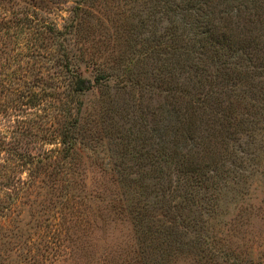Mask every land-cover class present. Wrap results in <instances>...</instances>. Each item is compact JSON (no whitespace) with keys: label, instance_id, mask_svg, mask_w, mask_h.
Masks as SVG:
<instances>
[{"label":"trees","instance_id":"16d2710c","mask_svg":"<svg viewBox=\"0 0 264 264\" xmlns=\"http://www.w3.org/2000/svg\"><path fill=\"white\" fill-rule=\"evenodd\" d=\"M152 8L165 23L170 56L165 58L166 102L158 101L151 109L156 119L145 138L147 147L136 149L128 159L123 153L117 161L98 163L106 167L114 186L95 194L87 191L86 150L99 132L87 127L91 111L84 97L110 93V84L101 81L104 67L98 75L85 76L71 51L66 63L70 104L64 116H56L59 146L35 155L20 152L18 141L10 150L6 136L0 134V148L7 154L2 157L0 151V244L23 231L4 221L11 205L3 196L12 197L4 191L10 181L20 190L24 180L17 173L26 168L33 178L30 186L44 183L51 189L52 196L39 202L46 205L36 218L46 211L45 220L50 216L57 220L45 225L49 237L58 241L66 237L71 252L82 254L85 264L96 253L97 233L105 238L112 223L126 221L133 225L132 233L115 237L116 243L106 246L98 258L95 255V262L173 264L183 259L190 264H240L227 243L195 228L196 218L187 219L185 210L215 212L221 191L242 178L245 156L260 141L264 0H156ZM13 22L34 27L29 17ZM154 39H159L156 33ZM31 134L39 136L32 129ZM43 237L41 246H28L26 264H40L47 257L50 238L43 243Z\"/></svg>","mask_w":264,"mask_h":264},{"label":"rangeland","instance_id":"374dc122","mask_svg":"<svg viewBox=\"0 0 264 264\" xmlns=\"http://www.w3.org/2000/svg\"><path fill=\"white\" fill-rule=\"evenodd\" d=\"M155 1L0 0V134L10 143L5 147L11 150L19 141L20 152L38 155L59 146L56 116H64L70 104L66 63L74 51L85 76L98 75L104 67L101 81L110 84V93L84 97L91 111L87 127L99 132L86 150L90 155L84 170L86 189L95 194L104 186L113 187L106 167L98 163H112L123 153L128 159L136 149H145L148 129L156 119L151 109L158 101L166 102L165 58L170 48L165 23L152 8ZM19 17H29L34 27L13 22ZM154 33L158 40H153ZM261 126L260 141L245 156L242 178L233 179L238 182L221 191L217 210L202 214L197 209L185 210L187 219L196 218L192 220L195 228L227 243L240 264H264V122ZM31 129L39 136L32 135ZM0 151L2 157L7 156L5 149ZM28 173L26 168L17 173L24 180L20 190L13 187V181L4 188L12 197L3 196V202L11 205L3 219L23 231L3 238L0 264H26L28 246H41V237L50 238L45 225L57 222L51 216L45 220L46 211L36 218L46 205L39 202L52 194L47 184L30 186L33 178ZM111 226L107 237L97 233L93 238L97 258L106 246L116 243L115 237H128L133 229L127 221ZM43 238L45 243L48 238ZM66 239L50 238L51 248L40 264H85L82 254L71 252ZM95 255L90 264H99ZM173 264L190 263L182 259Z\"/></svg>","mask_w":264,"mask_h":264}]
</instances>
